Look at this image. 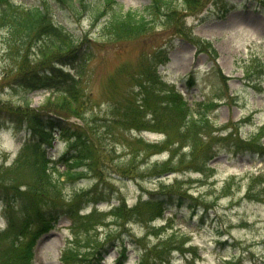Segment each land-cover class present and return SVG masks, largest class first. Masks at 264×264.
<instances>
[{"label":"trees","instance_id":"1","mask_svg":"<svg viewBox=\"0 0 264 264\" xmlns=\"http://www.w3.org/2000/svg\"><path fill=\"white\" fill-rule=\"evenodd\" d=\"M210 1L151 0L150 6L142 11H125L116 0H93V3L90 0H41L30 6L15 0H0V32L5 45V68L0 73V119L11 122L17 131L32 130V137L13 163L6 165V157L0 164V201L5 206L3 216L7 219L6 229L0 230V264H32L37 240L55 227L53 221L63 210L72 216L74 238L65 246L61 261L64 264H98L108 244L112 242V246L115 239L110 231L102 238L99 236L98 230L105 225V217H111L114 228L127 222L151 225L162 215L160 194L163 193L170 199L175 196L180 203L191 199L189 204L194 209V198L182 190L184 180L176 177L172 184H167L164 176L199 172L208 179L215 172L209 163L216 156L214 145L218 142L219 130L215 121L211 122V116L218 105L207 100L191 106L174 90L167 89L165 93L156 90L157 67L167 60L168 53L163 50L142 54L131 74L132 85L115 87L139 89L140 98L130 100L124 110L114 109L112 117L105 120L103 134L109 142L105 143L99 133L93 134L86 127V106L94 98L87 92L86 84L90 79L88 63L93 52L84 36L55 20L53 5H62L74 15L89 11L93 30L100 27L97 32L108 34L107 39L126 42L155 30L164 18L168 29L190 37L185 17L199 13ZM259 1L263 6L264 0ZM179 5L183 10L178 9ZM190 40L200 47L205 44L216 60L217 52L211 43L194 37ZM218 78L222 79L221 73ZM40 90L50 95L36 108L32 106V94ZM71 117L79 118L82 124L73 123ZM55 130L70 144L72 140L76 143L61 159L63 164L47 157ZM133 131L157 132L163 134L164 139L159 143L147 142L139 136L133 137ZM260 133L263 135L264 129ZM247 143L264 153L260 141L255 143L250 138ZM119 145L128 149L127 160L120 159ZM243 146L246 144L240 147ZM162 152L169 153V157L150 161L153 155ZM106 161H114L110 168L105 164L106 170L112 169L122 180L128 179L125 177L139 179L142 185L141 182L157 178V191L150 193L147 200L140 197L130 208L124 197L119 196V205L113 206L110 212L102 214L94 208L90 214L80 216L82 194L88 195L95 205L105 198V190L111 197L118 194L105 171L102 172ZM61 165L65 170H61ZM143 171L147 176L141 174ZM89 176L98 181L97 186H104V190L89 194L74 187L75 182ZM258 180L264 186L262 178ZM225 189H230V185ZM150 228L159 244L150 247L145 242L140 264H169L175 250L190 252L197 259L196 249L185 250L187 236L172 220H167V225L159 229ZM176 239L177 244H174ZM123 250L121 256L126 257V249ZM242 261V257H232L220 264H241Z\"/></svg>","mask_w":264,"mask_h":264},{"label":"rangeland","instance_id":"2","mask_svg":"<svg viewBox=\"0 0 264 264\" xmlns=\"http://www.w3.org/2000/svg\"><path fill=\"white\" fill-rule=\"evenodd\" d=\"M15 1L34 5L41 0ZM90 1L93 3V0ZM116 1L124 10L142 11L149 5V0ZM225 2L223 6L226 7H222L220 11L210 15L205 11L202 15L190 16L186 20V26L196 37L211 41L212 48L218 53L216 64L209 48L192 45L188 41L189 36L185 34L173 36L167 28L166 18L160 19L161 26L155 31H150L142 38L120 43L116 39H107L110 36L106 33L99 34L97 31L100 27L92 30L89 11L84 10L76 16L66 7L54 4L53 13L57 22H62L72 32L84 36L86 44L91 47L93 53L88 63L90 79L86 84L87 92L94 98L88 102L84 118L86 127H89L93 134L99 133L105 143L109 142L103 134L105 120L112 117L114 109L124 110L130 100L136 101L140 98L139 89L123 87L120 90L115 87L121 84L127 87L132 85L131 74L144 53H151L160 48H168L169 51L167 64L158 69L162 80H158L156 90L165 93L169 85H175L192 103L204 99L218 102V109L211 116V122L215 121L219 130L218 142L214 145L217 155L209 163L215 171L214 175L208 179L187 173L177 176L178 179L184 180L182 190L195 198L193 201L196 208L209 209V215L205 218L208 223L202 226L198 209L195 211L198 212L197 216H194L187 206L180 208L178 202L172 203L164 198L163 218L152 224L159 229L167 225L164 218L174 217V224L181 232L188 234L190 243L196 247L199 256L197 264H219L222 256L240 255L242 252L246 253L245 251L251 252L249 258L252 259V262L247 261L245 264H264V186L260 185L258 180L262 178L264 181V153L238 149L240 142L248 144V140L264 126V10L256 9V3L249 0ZM209 10H212V7ZM4 46L0 32V73L5 68L2 50ZM212 67V76L217 83H214L213 77L209 75ZM219 69L228 77H225L228 82L226 86L223 83L218 84L220 79L216 73L220 74ZM193 74L196 86L190 88L187 85ZM48 96L44 91L34 93L33 105L40 107ZM248 118H251V122L243 123ZM9 124L0 119V164L6 157L7 162L11 164L30 134L26 130L18 132ZM132 136L135 137L136 134ZM143 137L150 142L160 139L159 136L149 133H144ZM55 141V147L48 151V157L53 159L67 150L66 140L56 137ZM254 141L257 142L255 139ZM261 143L264 145V134ZM126 152L127 150L118 151L121 160L129 158ZM167 158L166 153L158 157V160ZM105 164L110 168L114 161L103 163L102 172L105 171V175L117 188L118 194L111 197L110 192L105 190V198L97 205L102 214L110 209L109 204H118L119 196L124 197L128 206H133L140 197L147 200L150 193L157 191L155 179L141 182L142 185L130 177H125L129 178L125 181L112 169L106 170ZM141 174L147 176L145 171ZM174 176H169L168 184L173 183ZM97 185V180L87 177L75 183L74 187L89 194H96L104 190V186ZM226 185H230V189H225ZM65 201L67 204L68 200ZM80 201L82 214L93 209L92 200H89L88 195L82 194ZM191 202L189 199V203ZM4 207L0 202V229H4L7 224L3 217ZM42 210L44 211L43 208ZM110 218L105 217V225L100 228L99 236L102 238L105 232L110 231V236L115 238V245H108L105 260L101 264H117L116 260L123 248H126L128 256L125 264H138L145 253V242H148L150 247L159 244L151 228L149 229L152 224L147 226L127 222L121 223L119 228H114ZM53 224L55 227L39 238L33 264H63L59 260L61 250L74 238L71 228L72 216L65 210L60 211ZM168 239L169 237L164 241ZM176 241L177 239L174 244H177ZM172 254L171 264H188V259L180 251H174Z\"/></svg>","mask_w":264,"mask_h":264}]
</instances>
